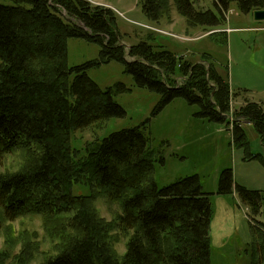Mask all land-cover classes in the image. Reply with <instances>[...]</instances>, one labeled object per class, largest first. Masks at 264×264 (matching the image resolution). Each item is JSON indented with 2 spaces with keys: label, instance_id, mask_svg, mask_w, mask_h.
<instances>
[{
  "label": "trees",
  "instance_id": "trees-1",
  "mask_svg": "<svg viewBox=\"0 0 264 264\" xmlns=\"http://www.w3.org/2000/svg\"><path fill=\"white\" fill-rule=\"evenodd\" d=\"M7 1L12 4L0 3V166L15 150L30 153L24 170L0 175L5 221L43 216L50 237L65 243L46 264H211L212 194L197 175L158 187V152L147 134L150 120L96 138L83 153L73 148V133L127 115L114 98L131 89L119 83L103 90L87 72L120 63L137 87L160 97L154 115L185 99L200 109L199 117L232 127L234 144L246 151L250 144L243 121L254 127L264 147L263 107L248 102L232 113V98L239 94L232 92L227 70L220 72L210 59L208 66L182 60L153 39L127 49L111 9L86 0ZM140 3L151 21L163 17L164 0ZM173 3L181 17L207 28L221 26L232 4L245 15L264 10V0H213L216 12L199 10L193 0ZM70 39L98 45L99 59L70 67ZM234 184L232 169H225L218 194L231 195ZM77 186L119 203L115 227L131 233L122 258L111 248L109 226L88 207L93 195L76 194ZM236 190L252 215L259 216L262 193L239 185ZM250 225L251 264H264V223L251 218Z\"/></svg>",
  "mask_w": 264,
  "mask_h": 264
},
{
  "label": "rangeland",
  "instance_id": "rangeland-1",
  "mask_svg": "<svg viewBox=\"0 0 264 264\" xmlns=\"http://www.w3.org/2000/svg\"><path fill=\"white\" fill-rule=\"evenodd\" d=\"M86 1L94 7L111 9L115 13L122 34V44L127 49L141 41L153 39L156 45L161 44L178 54L182 60L192 63L204 62L207 59L214 61L220 72H229V82L232 86L236 87L241 78L238 74L239 62L235 56L243 53L239 39L246 43L253 38L234 35L230 48L224 44L226 34L222 31L246 27L254 17L241 13L235 4L231 5L228 17L221 26L207 28L194 25L181 17L173 5V0H164L166 9L163 17L157 22L144 15L140 0ZM193 1L199 10L216 12L213 0ZM0 3L12 4L7 0H0ZM99 56L100 47L96 44L80 39L68 41L70 67L98 60ZM205 63L208 66L211 62ZM226 65H229L230 69ZM87 73L103 90L119 83L131 89V92L114 98L127 115L124 119H113L73 133V148H78L83 153L85 147L96 138L100 139L114 131L137 127L150 120L147 134L151 135V148L158 152L154 172L158 187L162 189L181 178L197 175L204 191L212 194L211 264H251L254 237L250 221L253 218L264 223V147L254 127L243 121L250 150L238 149L234 144L232 127L230 129L226 125L199 117L197 114L200 109L189 105L185 99L174 100L154 115L160 97L147 89L137 87L133 77L125 73V67L120 63L111 62L100 68L90 69ZM180 83L181 79L178 80V84ZM250 86L254 87L253 84ZM232 92L237 93V90L233 88ZM257 96L256 93L246 95V92L234 96L231 103L232 113L251 102V97ZM28 153L30 152L27 149H21L6 155L3 165L0 166V175H11L24 170ZM250 154L260 158L248 160ZM161 158H164L163 164ZM225 169H232L234 174L235 184L231 195L218 194L220 176ZM236 185L262 193V209L259 216H253L251 209L242 202ZM74 189L76 194L93 195L88 207L99 223L109 226L111 248L122 258L131 233H124L115 227V221L121 213L119 203L111 202L104 195L91 192L85 186H77ZM46 227L45 220L40 215L29 214L14 222H6L0 212V264H46L47 258L55 256L65 247L64 241L50 237Z\"/></svg>",
  "mask_w": 264,
  "mask_h": 264
},
{
  "label": "crops",
  "instance_id": "crops-1",
  "mask_svg": "<svg viewBox=\"0 0 264 264\" xmlns=\"http://www.w3.org/2000/svg\"><path fill=\"white\" fill-rule=\"evenodd\" d=\"M249 15H253V13ZM248 24L246 27L228 28L230 31H226L227 29L222 31L226 34L224 44L230 48L234 35H245L253 38L252 41L247 40L246 43L243 39H239L243 53L235 56L239 62L238 74L241 78L237 81L236 87L232 86L231 82L230 86L232 90L233 88L237 90L239 95L244 92L246 95L256 93L257 98L251 97V102L260 104L264 109V22H256L252 19ZM231 56L233 60L232 52ZM226 66L230 69L229 65ZM244 78L247 80H243ZM250 84H253L254 87H251Z\"/></svg>",
  "mask_w": 264,
  "mask_h": 264
},
{
  "label": "water",
  "instance_id": "water-1",
  "mask_svg": "<svg viewBox=\"0 0 264 264\" xmlns=\"http://www.w3.org/2000/svg\"><path fill=\"white\" fill-rule=\"evenodd\" d=\"M253 17L256 22H264V10L254 11Z\"/></svg>",
  "mask_w": 264,
  "mask_h": 264
}]
</instances>
